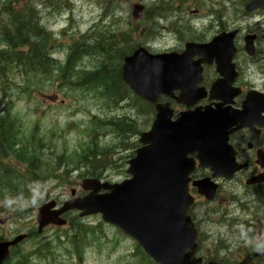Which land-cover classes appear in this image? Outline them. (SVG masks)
Returning <instances> with one entry per match:
<instances>
[{
  "label": "rangeland",
  "instance_id": "1",
  "mask_svg": "<svg viewBox=\"0 0 264 264\" xmlns=\"http://www.w3.org/2000/svg\"><path fill=\"white\" fill-rule=\"evenodd\" d=\"M45 1L43 6L41 0H0V24L7 27L5 23L8 16L4 11L8 10L15 15L25 5L32 6L36 14L41 9V19L54 30L59 39L60 44L56 40H49L47 44V48L51 45L53 56L58 60H65L70 44L81 40L84 31L104 23V19L98 20L103 9L109 18L103 29L99 27L100 35L109 36L111 30L123 32L137 26V33L129 42L140 43L152 52L169 51L186 40L209 39L217 32L220 23L225 26H237L240 23L242 32L261 30L264 27V10L261 14L249 17L239 11V0ZM135 4L145 6L141 15L140 12L137 13V19L131 15ZM151 7L164 8L160 11L163 18L152 17L148 11ZM241 16L244 17L243 21H240ZM28 25L32 26L30 23ZM238 42H242L241 38ZM102 43L105 45V39ZM257 43V61L249 63V70L253 72L264 62V42L259 40ZM97 64L99 63L95 58L86 55L77 62L76 68L90 71ZM3 71L8 73V68ZM61 71L62 66H56L45 74L33 75L23 69H13L8 75L5 95L0 85V108H11L21 123L17 142L24 146L33 140L37 156L36 164L32 165L23 156L16 155L2 161L0 165L2 168L14 166L23 174H26V169L31 171L34 168L36 171V175H23L24 183L17 192V189L11 192L0 185V238L9 240L18 233L32 234L17 247L19 254H24L37 245L51 243V256L42 259L35 254L32 264H51V259L55 264H151L139 253L138 256L131 255V240L121 238L114 226L106 223L98 225L99 216L79 218L76 212H68L65 218L72 221L74 227L48 226L41 234L35 233L36 208L46 196L61 202L67 198L71 188L79 189L81 180L94 174L102 175L101 178L107 181H121L127 168V160L135 149L133 147L137 142L138 132L147 130L153 118L152 107L144 105L134 95L126 100L113 102L101 97L94 88L76 89L79 87L76 84V70L65 74ZM111 117L134 121L131 124L132 132L125 133L114 126L111 129L107 124ZM92 138H95L99 147L107 148L102 157V162L107 164L102 171H94L87 159L78 161L82 151L88 146L90 148ZM86 142L89 145H84ZM223 193L228 198L225 204L232 208L233 214L237 213L240 226L227 229L219 224L203 223V254L222 255L223 250L216 251L218 245L226 246V250L236 251L249 238L247 227L243 223L246 219L238 214L246 215L241 210L247 202L245 194L239 187H230V190ZM230 203L234 204L229 205ZM206 215L213 216L210 213ZM249 217L250 220L263 219L264 207L257 217H252L251 214ZM76 225L89 226L93 230L86 235L87 243L80 247L81 258L77 257L67 242L58 244L56 241L57 235H61L63 231L74 233ZM205 233L210 237L204 238ZM63 237L62 235L61 238Z\"/></svg>",
  "mask_w": 264,
  "mask_h": 264
},
{
  "label": "water",
  "instance_id": "2",
  "mask_svg": "<svg viewBox=\"0 0 264 264\" xmlns=\"http://www.w3.org/2000/svg\"><path fill=\"white\" fill-rule=\"evenodd\" d=\"M260 5H264V0H251L246 9L252 11ZM140 9L136 6L134 13ZM231 38L232 35L223 33L206 45L189 42L180 56H153L139 48L125 58L122 79L135 94L152 103L159 94L178 87L182 89L181 98L187 99V93L194 92L197 83V73H194L197 66L191 56L200 54L206 61L215 58L220 68L228 67L232 55ZM216 86L217 83L214 90ZM185 98L182 100L186 104L195 101H185ZM157 108L151 129L140 134L139 141L144 146L138 148L136 156L128 162L127 173L132 177L114 185L84 180L83 189L91 190L85 197L69 200L59 210H51L54 202L38 209L39 231L49 223L63 224L58 215L69 209L82 211L80 216L99 213L103 221L136 239L156 263L195 264V231L186 215L191 203L187 193L188 174L194 164L192 159L184 157L197 151L200 165L211 167L214 175L230 177L235 167L230 166L229 159L224 156L222 160L213 157L219 147L223 124L219 114L202 115V111L196 110L182 113L172 122L170 113L167 115L159 105ZM246 113L247 108L243 114ZM194 184L206 198H212L215 187L202 180ZM104 189L109 192L99 194ZM24 238L25 235H19L11 241H0V262L9 255V247Z\"/></svg>",
  "mask_w": 264,
  "mask_h": 264
},
{
  "label": "flooded vegetation",
  "instance_id": "3",
  "mask_svg": "<svg viewBox=\"0 0 264 264\" xmlns=\"http://www.w3.org/2000/svg\"><path fill=\"white\" fill-rule=\"evenodd\" d=\"M257 34V33H256ZM257 40L260 37L257 34ZM239 46V45H238ZM257 50L254 57L244 56L245 53L241 50H236L234 62L236 65L237 76L232 83V88L226 92H219L217 98L210 97L209 89L213 81L218 77L215 65H204L202 81L200 83L207 93L195 106L202 107H230L232 113H238L245 102L250 103L251 113L246 117L237 119L236 123H232V130L228 134V143L233 149L234 158L237 164L243 167L236 171L231 178L213 176L210 168L195 167L190 174L189 193L193 197V203L188 210V214L195 221L198 232L199 241L198 253L202 257V225L203 223H214L219 226L232 229L235 226H240V219H237V213L233 214L232 208L225 204L228 199L224 195V191L234 187H239L245 194L247 202L242 207V212L246 215L238 213L241 217H245L244 224L247 227L249 235V251L239 249L234 252V255L229 258L227 256L218 259L206 258L205 263L215 261L220 264H264V256H259V253L264 251V218L250 220L252 217H257L258 213L264 207V62L253 72L249 70V63L256 62ZM243 63V64H242ZM177 94V92H176ZM161 102H169L173 105L176 113L183 110L181 106L175 103L174 100L162 96ZM194 106V107H195ZM175 117V114H174ZM229 122V119L226 121ZM189 157L196 158V154H189ZM188 158V157H187ZM198 179H208L212 184L216 185L215 194L212 199H206L198 188L193 185V181ZM232 196V192H230ZM236 202V201H235ZM234 203H230L232 205ZM207 213L213 216L206 215ZM199 215V217H197ZM222 215V216H221ZM216 217V219H212ZM210 237L205 233L204 238ZM220 246L216 247V251ZM255 255L256 257H254ZM239 257V258H237Z\"/></svg>",
  "mask_w": 264,
  "mask_h": 264
},
{
  "label": "trees",
  "instance_id": "4",
  "mask_svg": "<svg viewBox=\"0 0 264 264\" xmlns=\"http://www.w3.org/2000/svg\"><path fill=\"white\" fill-rule=\"evenodd\" d=\"M150 12V10H148ZM23 14V13H22ZM24 24V23H22ZM21 32V31H20ZM134 30H126L122 33V43L125 41L128 42L133 37ZM5 36V35H4ZM2 33V40L6 42L7 45L11 46L7 52L6 49L0 50V70L3 68L10 69L12 64H17L23 69H30V71L38 70L42 60L48 59V52H44L40 48H31L30 51L17 52L19 45L28 43L29 40H32L28 34L19 33V27L16 25V32H14V39L11 40L10 36L4 37ZM48 35L45 33V43ZM41 41V40H39ZM135 45V44H134ZM129 44V49L134 46ZM100 42H97L95 45H90L86 43L78 44L73 49L68 56V60L65 64V67L62 69L63 74L73 70L77 71V81L76 84L79 85V90L86 88L87 90L94 88L103 98H108L113 102H117L122 99L125 95H128L130 92L127 86L121 80V59L123 55L127 53L128 48L123 45H116V42L111 36L103 46V50L99 49ZM89 51H93L89 52ZM100 53L101 55H99ZM13 56H11V55ZM85 54H90L91 56H96V60L99 64L93 70H84L76 68L77 62ZM48 63V62H47ZM46 63V64H47ZM41 69V68H40ZM1 75L4 73H0ZM109 123L122 132H129L132 128L130 122L122 120H109ZM20 131V122L19 119L11 113L10 110H1L0 111V165L7 155L11 154L12 156H23L27 162L32 163L36 162V149L32 142L29 145H22L17 142L18 133ZM32 138V137H30ZM84 145H89V142H86ZM89 146L86 148L88 149ZM83 150L81 158L78 159L84 160L88 159V162L91 165V168L94 171H102V168L106 165L105 162H102V157L105 154L106 147H99L95 138H92L90 141V148L88 150ZM98 155L99 158H96ZM15 157V156H14ZM90 157V158H89ZM17 158V157H16ZM96 159V160H93ZM24 183L23 177L19 174L18 170L14 166L10 167H0V185L8 188L11 192L20 190L22 184ZM15 192V193H16ZM43 253V251H39ZM31 254H15L16 259H12L7 264H31L29 258ZM14 257V258H15ZM153 264L152 262H150Z\"/></svg>",
  "mask_w": 264,
  "mask_h": 264
},
{
  "label": "bare ground",
  "instance_id": "5",
  "mask_svg": "<svg viewBox=\"0 0 264 264\" xmlns=\"http://www.w3.org/2000/svg\"><path fill=\"white\" fill-rule=\"evenodd\" d=\"M163 9L164 8H161V7H155L154 9H152V7H151L150 8V14H151L152 17L156 16L157 18L161 19L163 17L160 16L162 14V12H160V11H162ZM4 14L6 16H8V12L7 11H4ZM106 15H107V13L105 12L103 14V16H106ZM22 23L23 22L21 20L10 21V20L6 19L5 26H7V27L4 28L0 24V30L2 31L3 36L4 35L6 37L10 36L11 40H13L14 39V32H16V25H18L19 33L28 34V35H30L31 37L34 38V30L40 28V26L36 25V24H33L32 26H30L28 24H22Z\"/></svg>",
  "mask_w": 264,
  "mask_h": 264
}]
</instances>
